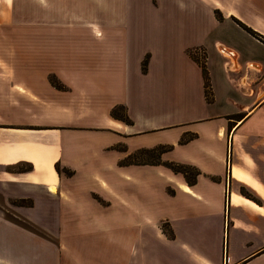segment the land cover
I'll list each match as a JSON object with an SVG mask.
<instances>
[{
    "label": "crops",
    "instance_id": "crops-1",
    "mask_svg": "<svg viewBox=\"0 0 264 264\" xmlns=\"http://www.w3.org/2000/svg\"><path fill=\"white\" fill-rule=\"evenodd\" d=\"M96 1L52 0L57 19L11 25L0 0V264H264V0H246L253 21L241 0H199L223 21L148 53L126 27L85 22ZM62 28L106 39L61 42ZM201 49L208 99L188 55ZM159 147L160 164L124 163Z\"/></svg>",
    "mask_w": 264,
    "mask_h": 264
},
{
    "label": "rangeland",
    "instance_id": "rangeland-1",
    "mask_svg": "<svg viewBox=\"0 0 264 264\" xmlns=\"http://www.w3.org/2000/svg\"><path fill=\"white\" fill-rule=\"evenodd\" d=\"M88 1L90 2V0ZM245 2L246 0H241L240 3L234 5V9L247 20L253 21L254 16L250 14L249 6H246ZM108 3L109 16L105 15L102 17L98 14L100 9V0H98L94 2L92 14L86 15L84 21L96 24L101 28L108 27L110 30H114L112 32H124V28L126 27L127 29L125 31L132 37L131 39L128 36L130 38L129 40L133 42L135 46L146 49L147 53L149 50L154 49L159 42L175 38L180 31L184 34V39L187 37V41H191L195 34H198L203 27L207 28L209 26H214L216 23L223 21L222 14L218 10L213 11V16L209 13H205V5L199 0H125L124 4L126 9H123V12L120 10L121 7L116 5L117 2L115 0H108ZM54 7L52 0H8V24L20 25L22 23L46 22L44 19L48 20L47 22H52L54 17L57 19L59 14L62 15L63 12L61 10L59 13L57 7ZM54 13L55 16H53ZM213 17L218 21L213 19ZM228 20H230L231 23L237 24L242 29L246 27L233 17L230 19L228 18ZM81 21L82 19H78L76 23H64L76 25ZM226 23L230 22L227 21ZM69 31L72 33L71 38L69 37L71 35ZM104 32L106 33L107 31L100 30L98 37H95L96 35L94 34L95 36H92L91 34H93V32L86 28H76V30L62 28L60 33L57 34L60 35L59 40L61 42H66L68 39L72 41L87 39L94 42H101L106 39ZM8 34L19 37L21 32L15 28L13 32ZM227 34L234 36L232 32H228ZM115 35L120 39L122 38V35L117 33ZM112 38L117 39L115 36H112ZM119 38L117 40H119ZM12 49V56H18L19 53L15 52V45H13ZM188 54L195 58L196 61L198 60V62L204 64V52L202 49L195 51L189 50ZM101 58L102 55L94 54L95 63L99 62ZM124 162L155 163L156 158L151 154L141 153L137 158H134V156L126 158ZM11 217L13 219V216ZM13 221L19 222L22 226L32 230L29 224L15 219H13Z\"/></svg>",
    "mask_w": 264,
    "mask_h": 264
},
{
    "label": "trees",
    "instance_id": "trees-1",
    "mask_svg": "<svg viewBox=\"0 0 264 264\" xmlns=\"http://www.w3.org/2000/svg\"><path fill=\"white\" fill-rule=\"evenodd\" d=\"M244 30H246L248 33H250L252 36L257 37L258 35L253 32L252 30H250L247 27H243ZM258 38V37H257ZM190 56V58L195 61L199 67L201 68V72H202V76H203V81H204V90H205V95L206 98L208 99L209 97V77H208V73L205 69V66L203 63L198 62V60L196 61L195 58H193L190 54H188ZM148 63V56H146L144 58V60L142 61V72L146 71V66ZM125 108L123 106H118L115 107L110 115L114 118V119H118L122 122H124L125 124H131L130 119L128 118L126 112H125ZM123 112V114H122ZM125 112V113H124ZM187 138L182 139V142L187 141ZM167 149L164 147H159V148H155V149H151V150H140L137 153L133 154L132 156H134V158H137V156H139V154L141 153H148L151 154L152 156H154L156 158V162L155 163H135V162H124L125 164H138V165H144V164H160V156L163 152H165ZM164 166L170 168L173 172L175 173H180L182 174L185 179L187 180L188 184H194L196 177L199 175V172L190 166L187 165H181V164H175V163H164ZM59 170V168H58ZM162 229L164 231H166V233L169 234V230L167 229L165 224L161 225Z\"/></svg>",
    "mask_w": 264,
    "mask_h": 264
},
{
    "label": "bare ground",
    "instance_id": "bare-ground-1",
    "mask_svg": "<svg viewBox=\"0 0 264 264\" xmlns=\"http://www.w3.org/2000/svg\"><path fill=\"white\" fill-rule=\"evenodd\" d=\"M56 190V189H55Z\"/></svg>",
    "mask_w": 264,
    "mask_h": 264
}]
</instances>
